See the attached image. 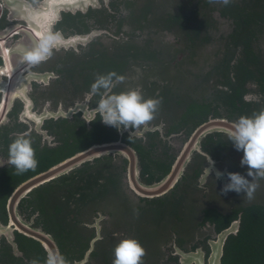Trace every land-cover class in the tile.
I'll return each mask as SVG.
<instances>
[{
  "label": "flooded vegetation",
  "instance_id": "1",
  "mask_svg": "<svg viewBox=\"0 0 264 264\" xmlns=\"http://www.w3.org/2000/svg\"><path fill=\"white\" fill-rule=\"evenodd\" d=\"M45 28L63 42L32 65ZM110 72L124 81L93 94ZM130 89L161 101L154 119L105 124L101 95ZM262 108L264 0H0V264H45L55 247L113 264L124 238L141 264H264V178L252 199L223 194L228 172L252 177L222 124L189 150L202 124ZM20 134L39 163L18 175Z\"/></svg>",
  "mask_w": 264,
  "mask_h": 264
},
{
  "label": "clouds",
  "instance_id": "2",
  "mask_svg": "<svg viewBox=\"0 0 264 264\" xmlns=\"http://www.w3.org/2000/svg\"><path fill=\"white\" fill-rule=\"evenodd\" d=\"M208 2L227 6L231 0H208ZM62 42L63 37L59 32L45 28L34 47L24 52L23 59L32 65H37L49 59L53 55V50ZM124 79L125 77L118 76L115 72L98 74L90 90L93 94H101V90L108 92L116 86V83L123 82ZM160 103L159 99H145L139 90L130 89L101 95L97 110L107 125L115 126L117 129L120 126H123V129H138L154 119ZM228 136L236 150L243 152L241 166H247V177H252V180L239 172H228L226 174L228 182L223 187V194L235 191L244 193L248 199H252L257 188L252 181L257 177L264 178V108L251 116H241L233 122ZM8 154L9 163L14 166L18 175L29 170L34 171L38 166L39 162L31 140L23 134L17 135L9 144ZM209 164L213 165L214 162L210 160ZM215 175L220 179L225 173L217 170ZM145 254V249L137 239L124 238L114 248L113 264H141ZM31 264H38V261L33 260ZM45 264H67V261L56 250L48 253Z\"/></svg>",
  "mask_w": 264,
  "mask_h": 264
},
{
  "label": "water",
  "instance_id": "3",
  "mask_svg": "<svg viewBox=\"0 0 264 264\" xmlns=\"http://www.w3.org/2000/svg\"><path fill=\"white\" fill-rule=\"evenodd\" d=\"M226 123V124H225ZM220 125L222 124L221 128H223L224 130L226 131H229L230 127H231V123L230 122H227L225 119H218V120H212L210 122H207L205 124H202L194 133L193 135V138L189 144V147H190V151L192 150V148L195 147V141H199L200 140V137L203 136L204 134H206L208 131H211L213 130L216 126V125ZM99 148V147H98ZM96 148H92L90 149L91 151L95 150ZM185 156H186V153L182 156L181 160L177 163V167H175L174 169V172H173V176H172V179H174L179 173H180V170L181 168L183 167V164H184V161H185ZM170 180V179H167L165 181V183H167V181ZM164 183V182H163ZM164 183V184H165ZM58 250L57 247L54 248V251ZM59 251V250H58ZM219 254V253H218ZM216 254V255H218ZM217 261H219V257L216 259Z\"/></svg>",
  "mask_w": 264,
  "mask_h": 264
}]
</instances>
